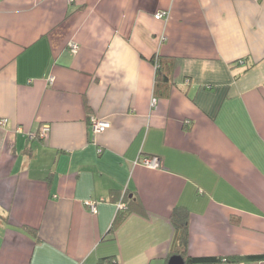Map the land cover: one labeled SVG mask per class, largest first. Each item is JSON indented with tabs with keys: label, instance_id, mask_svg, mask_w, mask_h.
I'll use <instances>...</instances> for the list:
<instances>
[{
	"label": "crops",
	"instance_id": "obj_1",
	"mask_svg": "<svg viewBox=\"0 0 264 264\" xmlns=\"http://www.w3.org/2000/svg\"><path fill=\"white\" fill-rule=\"evenodd\" d=\"M2 119L0 264H264V0H0Z\"/></svg>",
	"mask_w": 264,
	"mask_h": 264
},
{
	"label": "trees",
	"instance_id": "obj_2",
	"mask_svg": "<svg viewBox=\"0 0 264 264\" xmlns=\"http://www.w3.org/2000/svg\"><path fill=\"white\" fill-rule=\"evenodd\" d=\"M153 60V59H152ZM155 68H156V80L164 79L161 73V63L159 57L154 60ZM122 202V201H120ZM123 203V202H122ZM124 204V203H123ZM125 205V204H124ZM129 210L136 211L140 214H144V208L139 202H134L131 206L128 207L125 205L124 209H118V211H122V213L116 217L111 230L113 227L120 222L129 212ZM169 222L173 228V237L170 245L169 256L178 255L181 256L185 262V264H215L221 261L228 262H240L243 261L241 259L229 257V258H212V257H191L187 254V245L189 241V215L188 212L182 207H176L172 210L169 215ZM245 261H259L264 259V256H248L242 258ZM116 261L113 257H105L102 258L98 264H115Z\"/></svg>",
	"mask_w": 264,
	"mask_h": 264
},
{
	"label": "built area",
	"instance_id": "obj_3",
	"mask_svg": "<svg viewBox=\"0 0 264 264\" xmlns=\"http://www.w3.org/2000/svg\"><path fill=\"white\" fill-rule=\"evenodd\" d=\"M166 12L165 11H159L154 14V17L156 19H164L166 18ZM164 39V37H162ZM77 44L76 43H69V49L72 52H75L77 50ZM151 105L154 107L156 105V98H152L151 100ZM92 127L93 132H103L109 127V122L100 120L98 118H95L93 116L90 117L89 119ZM5 123V120L2 119L0 120V124L3 125ZM48 128L46 126H43L39 132L40 137H45L46 132ZM136 162L142 164L145 167L148 168H158L159 167V158L156 156H143L140 157ZM84 204L89 208V210L92 213L96 212V201L94 199H87L84 201ZM125 205L122 202H119L117 204V209H124Z\"/></svg>",
	"mask_w": 264,
	"mask_h": 264
},
{
	"label": "water",
	"instance_id": "obj_4",
	"mask_svg": "<svg viewBox=\"0 0 264 264\" xmlns=\"http://www.w3.org/2000/svg\"><path fill=\"white\" fill-rule=\"evenodd\" d=\"M167 264H185V262L181 256L173 255L169 258Z\"/></svg>",
	"mask_w": 264,
	"mask_h": 264
}]
</instances>
